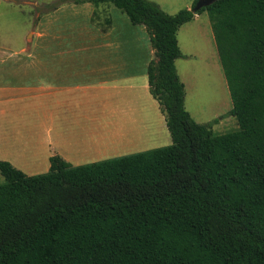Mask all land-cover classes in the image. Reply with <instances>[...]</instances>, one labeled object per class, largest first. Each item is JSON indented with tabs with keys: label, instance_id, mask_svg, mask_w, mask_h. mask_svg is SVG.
Listing matches in <instances>:
<instances>
[{
	"label": "trees",
	"instance_id": "obj_1",
	"mask_svg": "<svg viewBox=\"0 0 264 264\" xmlns=\"http://www.w3.org/2000/svg\"><path fill=\"white\" fill-rule=\"evenodd\" d=\"M197 1L174 14L153 0L44 5L111 3L145 26L172 143L78 166L53 155L39 175L0 160V264H264V0ZM204 11L239 122L221 134L188 111L176 65L180 27Z\"/></svg>",
	"mask_w": 264,
	"mask_h": 264
},
{
	"label": "crops",
	"instance_id": "obj_2",
	"mask_svg": "<svg viewBox=\"0 0 264 264\" xmlns=\"http://www.w3.org/2000/svg\"><path fill=\"white\" fill-rule=\"evenodd\" d=\"M11 4L0 0V11ZM96 10L109 17L105 28L93 23ZM112 10L65 4L32 23L21 47L0 40V160L39 175L53 155L78 166L172 143L150 91V36Z\"/></svg>",
	"mask_w": 264,
	"mask_h": 264
},
{
	"label": "rangeland",
	"instance_id": "obj_3",
	"mask_svg": "<svg viewBox=\"0 0 264 264\" xmlns=\"http://www.w3.org/2000/svg\"><path fill=\"white\" fill-rule=\"evenodd\" d=\"M24 4L14 3L0 11V40H6L12 47L18 48L27 43L28 33L32 23L35 25L49 12H44V5L59 0H24ZM170 14L183 8H190L194 0H153ZM72 5L73 3H67ZM63 5V4H62ZM65 5V4H64ZM111 16L124 24V19L129 22L126 13L113 4ZM38 9V10H37ZM52 12V11H51ZM194 21L183 25L178 31L180 47L187 57L177 60V70L186 87V107L192 117L199 123H207L218 119L213 125L216 133H226L239 128L236 116L230 114L233 107L232 97L228 88L227 79L221 62L220 54L214 38L210 16L207 11L198 14ZM65 19L67 17H64ZM61 23H67V20ZM71 18V17H70ZM92 21L101 28H105L109 17L96 10ZM70 25V24H69ZM136 28L142 34H147L143 26ZM76 33L75 29H70ZM72 35L65 36L67 40L75 41ZM147 36V35H146ZM31 39V36L28 38ZM78 41H81L77 39ZM36 41V39H34ZM100 40H92V43ZM144 53H140L142 57ZM23 56V55H22ZM5 181L0 173V183Z\"/></svg>",
	"mask_w": 264,
	"mask_h": 264
},
{
	"label": "water",
	"instance_id": "obj_4",
	"mask_svg": "<svg viewBox=\"0 0 264 264\" xmlns=\"http://www.w3.org/2000/svg\"><path fill=\"white\" fill-rule=\"evenodd\" d=\"M217 0H198L195 6V10L201 9L203 7L209 6Z\"/></svg>",
	"mask_w": 264,
	"mask_h": 264
}]
</instances>
